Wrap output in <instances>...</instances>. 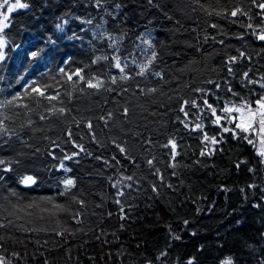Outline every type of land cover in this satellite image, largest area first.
Masks as SVG:
<instances>
[{
    "label": "trees",
    "instance_id": "1",
    "mask_svg": "<svg viewBox=\"0 0 264 264\" xmlns=\"http://www.w3.org/2000/svg\"><path fill=\"white\" fill-rule=\"evenodd\" d=\"M21 1L0 33L4 264H264V156L221 111L264 97V0Z\"/></svg>",
    "mask_w": 264,
    "mask_h": 264
},
{
    "label": "snow or ice",
    "instance_id": "2",
    "mask_svg": "<svg viewBox=\"0 0 264 264\" xmlns=\"http://www.w3.org/2000/svg\"><path fill=\"white\" fill-rule=\"evenodd\" d=\"M7 5V8L5 9V6ZM29 5L27 3H23L21 2V0H15V2H11V0H0V10H3V11H0V33H3L4 30L6 28H8L10 26V23H9V14L11 12H13L14 10H17V9H26L28 8ZM259 7L261 8H264V4H261L259 5ZM240 10L237 9L236 11L232 12V15L235 16L237 14V12H239ZM251 27V25H249ZM59 27V26H58ZM62 30V29H61ZM258 39L260 40H264V31H261V33L258 34ZM149 43V47H151V43ZM6 45V41L4 39L3 36H0V49H3ZM31 55L33 57H35L37 55V53L33 52L31 53ZM4 59V53L3 51H0V60H3ZM106 59V58H105ZM155 59V53L152 54V57L150 60H148L147 64L145 65H141L140 66V72L138 74L140 75H143L146 68L151 65L152 61ZM236 60V57H232V61H235ZM115 67L120 69L121 72L124 71V69L121 67V64H120V61L119 59L116 60V63H115ZM61 71H63V69H61ZM229 71H231V69H229ZM80 80H83L84 77L83 76H80V73L77 71L74 73ZM245 77H247V73H245ZM128 77L126 76H122L121 79H127ZM68 79H71V75H69ZM113 83H115V79H113L112 81ZM35 83V82H33ZM87 84L89 87H99L101 82L100 81H97L96 84H93L91 80L87 81ZM30 87H32L30 85ZM261 87H264V84L261 85ZM27 91V90H26ZM32 91L33 92H36L39 96L41 97H45V92L42 91L40 88L38 87H32ZM154 91V90H153ZM47 99H54L55 97H51V96H47L45 97ZM13 99H16L15 97ZM8 103H12V101H8ZM187 103V102H185ZM256 105L258 106L257 108L253 109L252 105L248 102H244V104L242 105H232V106H229V107H225L223 108L221 111L223 113H225L226 115L223 117V119H226V120H229L230 122L231 121H236L235 123V128L236 129H240L241 131L243 132H248L250 128L252 129H255V128H258L259 129V132L261 134H264V97H261L259 98L257 101H255ZM205 104L207 105L208 109L210 110V112L215 115L216 113V109L212 107V105L210 104H207V101H205ZM183 110V109H182ZM61 113L64 111V109H60L59 110ZM247 112V115L249 117V120L248 122H245L244 120V112ZM238 113L240 114L239 117H236V116H231L230 114L231 113ZM185 115H187V113H185ZM256 117H259L258 120H256L255 118ZM43 119V117H41ZM222 117L221 116H216L215 117V123H219L221 121ZM89 127H91V124H89ZM197 127H200L199 125H197ZM225 132L229 131L230 129H228L227 127H224L223 129ZM235 134V129L232 130ZM245 139H247V136L244 137ZM205 139H208L207 136H205ZM212 143H215V138L213 137L212 138ZM249 143H253L252 140H249L248 141ZM261 144L264 145V139L261 140ZM174 147V145H173ZM81 150H83L81 148ZM121 151H123V149H121ZM260 155L261 156H264V150H262L260 152ZM68 159H70L71 157H66ZM0 163H2V161H0ZM61 167H63V165H61ZM22 183L24 184H29V183H35V180L33 177L31 176H26L24 177V179L22 180ZM66 185H73L74 184V181L69 179V180H66L64 182ZM0 264H4V261L2 258H0ZM223 264H232V260L231 258H228L226 259Z\"/></svg>",
    "mask_w": 264,
    "mask_h": 264
},
{
    "label": "rangeland",
    "instance_id": "3",
    "mask_svg": "<svg viewBox=\"0 0 264 264\" xmlns=\"http://www.w3.org/2000/svg\"><path fill=\"white\" fill-rule=\"evenodd\" d=\"M11 2L14 3L15 0H11ZM21 2H22V1H21ZM6 8H7V5L5 6V9H6ZM0 11H3V10H0ZM9 16H10V14H9ZM0 36H1V35H0ZM3 50H4V48H3V49H0V51H3ZM235 105H236V104H235ZM239 105H242V104H237V106H239ZM257 107H258V106L256 105V107H254L253 109H255V108H257ZM239 115H240V114H238V113L235 114L236 117H239ZM243 118H244L245 122H248L249 117H248L246 111L244 112V117H243ZM255 119L258 120L259 117H256ZM235 122H236V121H235ZM249 131H250V133L252 134V136L254 137L253 141H254V144H255V146H256V149H257V151L260 153L262 150H264V145L261 144V140L264 139V134H261V133L259 132V129H258V128H255V129L250 128Z\"/></svg>",
    "mask_w": 264,
    "mask_h": 264
}]
</instances>
